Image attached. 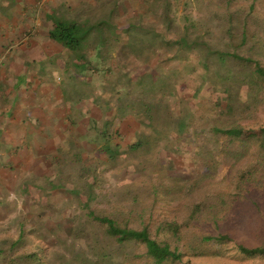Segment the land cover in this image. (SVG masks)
Listing matches in <instances>:
<instances>
[{
	"label": "trees",
	"instance_id": "trees-1",
	"mask_svg": "<svg viewBox=\"0 0 264 264\" xmlns=\"http://www.w3.org/2000/svg\"><path fill=\"white\" fill-rule=\"evenodd\" d=\"M176 1H143V6L150 11L137 13L126 21L125 30L118 32L125 37L120 52L127 53V66L142 56L155 57L153 59L158 60L157 63L183 64L182 84L185 85L187 99L192 100V106L185 99L180 100L179 89H170L167 78L157 76L158 80L154 81L151 77L158 73L150 71L145 83L142 81L140 87L136 84V88H141L137 89L138 94H143L142 100L144 98L138 103L144 112L139 120L142 129L138 130L136 139L123 144L115 139L120 135L119 131L113 129L108 132L107 125H104L101 152L108 162L115 163L123 149L135 158L141 153L146 155L163 140L167 142L165 150L171 152L172 140L166 136L167 131L180 137L176 139L177 144L182 141L196 150L197 163L205 160L204 171L196 172L190 180H174L171 183L174 186L172 189L180 191L179 196L170 195L168 204L176 203L170 212L157 214L154 211L158 202L157 184H154L149 206L133 209L119 206L113 213L116 217H113L86 205L87 217L97 224L99 232L113 247L135 245L141 248L142 251L131 258L145 259V264H191V258L225 254L232 244L231 251L239 258L264 264V125L257 133H251L246 132L237 121L228 123L223 120L225 116L236 114H240L237 119L240 120L245 111L264 110V0H196L197 11L203 17L199 31L197 24L186 15L183 16L186 22L182 27H173ZM185 4L182 3L183 6ZM100 23L90 28L85 24L58 23L50 36L71 51L81 52V42L90 33L98 39L103 38L99 48L114 47L112 41L96 34L95 28L106 24L104 21ZM109 27L103 33L109 31L106 34L108 37L117 32L113 25ZM209 27L221 29L219 39L208 38ZM161 52L162 57L156 59ZM178 74L179 70L173 69L168 76L176 77ZM129 82L133 83V80ZM165 93L169 97L174 96V102L180 107L179 114L168 116V104H164L156 116L155 113L151 115L150 100L156 94L165 96ZM203 95L207 96L206 100L199 98ZM190 107L199 110L197 119L194 116L196 110L190 111ZM163 120L165 124H161ZM95 125H91L93 129ZM67 147L72 148L70 144ZM202 152H205L204 157ZM218 159L222 162L218 163ZM222 164L229 168L230 190L227 192L210 186ZM149 166L142 169H147L152 180L151 171L154 168ZM69 188L50 189L70 195L72 190ZM1 191L5 193L4 189ZM126 191L131 194L132 203L136 204L139 199L137 190ZM46 194L49 195V189ZM237 204L245 210V225L256 246L236 243L226 229V214ZM125 212L129 213L128 217L117 218ZM203 226L206 229H202ZM23 239V230L19 231L15 240L0 237V246L7 245L6 249H0V254L9 253L2 264H43L40 255L43 251L38 246H34L32 252L18 248ZM91 240L93 259L80 250L65 264H122L114 262L111 253L98 243L96 245L94 236Z\"/></svg>",
	"mask_w": 264,
	"mask_h": 264
},
{
	"label": "crops",
	"instance_id": "crops-1",
	"mask_svg": "<svg viewBox=\"0 0 264 264\" xmlns=\"http://www.w3.org/2000/svg\"><path fill=\"white\" fill-rule=\"evenodd\" d=\"M96 1L0 0V189L5 190H0V210L10 196L25 202L33 191L46 196L43 189L70 187L64 183L70 180L74 185L76 179L68 173L77 171L79 164L69 169L64 161L101 152L104 144L95 147V141L105 138L104 125L109 132L110 124L136 118L120 107L116 116L104 96L111 91L106 86H122L127 80L129 58L120 52L125 37L118 33L133 16L126 13L131 12L127 0H104L125 13L123 22L105 24L117 28L109 39L119 51L115 46L99 48L103 38L91 33L81 42V52L64 48L50 36L58 23L90 28L105 22L101 9L95 19ZM143 1L133 0L134 16L150 11ZM116 60L124 62L122 69L111 68ZM100 107L102 119L97 115ZM91 125L101 128L96 131Z\"/></svg>",
	"mask_w": 264,
	"mask_h": 264
},
{
	"label": "rangeland",
	"instance_id": "rangeland-1",
	"mask_svg": "<svg viewBox=\"0 0 264 264\" xmlns=\"http://www.w3.org/2000/svg\"><path fill=\"white\" fill-rule=\"evenodd\" d=\"M189 1V2H188ZM196 0H177L174 3V14L173 17V27H182L186 22L183 16L186 15L191 22L197 24V31L202 29L201 21L202 15L197 11L198 7ZM127 7L130 8V15H135L134 11L135 3L133 0H127ZM182 3H186L184 6ZM96 8V16L98 17L97 9H101V17L105 22L119 23L124 21V11L123 10H113L109 5H106L104 0H97L94 2ZM123 11L122 13H120ZM110 17V18H109ZM105 25V24H104ZM102 25L100 28H95L96 34L101 37H105L106 40H110L107 33H104ZM97 30V31H96ZM222 34L220 28L209 27L208 38L210 40L219 39ZM118 50L116 46L113 50ZM112 51V50H111ZM163 52L159 54L156 59L161 58ZM134 56V55H133ZM141 56V55H140ZM155 58V57H153ZM151 57H138V60L134 62L129 67L127 66V80L125 85L106 86L110 88L109 93H104L106 104H110L119 117L117 109L120 107L125 110V113H135L134 118L127 117L119 123L110 124V128L117 129L120 135L115 138L124 144L136 139L138 130L142 129L139 124V120L144 112L143 108L138 104L142 100L143 94H138V90L141 88H136V84L140 87L141 82L145 83L147 80L148 73L151 71L152 74L158 73L157 75L151 77L154 81L158 80L155 77L160 76L166 79L170 89L177 88L178 96L180 100H186L189 105L192 104V100L186 97L185 85L183 86V64L175 65V63H157ZM101 61V60H99ZM115 64H119L116 65ZM124 62L116 60L111 64V68L122 69ZM128 65V64H127ZM99 66L98 64L96 67ZM120 66V67H119ZM173 69H178L179 74L176 77L168 76L169 72ZM117 73V72H115ZM182 75V76H181ZM99 76V75H98ZM96 76V78L98 77ZM150 77V76H149ZM133 80V83L129 82ZM109 81V80H108ZM107 82V81H106ZM138 89V90H137ZM144 93V91H143ZM111 97H110V96ZM202 100H206L207 96L203 95L199 97ZM160 100H163L160 102ZM97 101V100H96ZM101 101V100H100ZM174 96L169 97L166 93L164 95H154L149 102L151 107L150 114L156 116V112L164 104H168V116H177L179 114L180 107H178L174 102ZM148 106V105H147ZM192 106V105H190ZM146 107V106H144ZM101 108V107H100ZM106 109V108H105ZM190 111H194L196 119L199 117L200 112L195 107L194 109L189 108ZM102 108L99 109L97 113L99 118L102 119ZM162 110H160L161 112ZM123 112V114L125 115ZM163 114V112H161ZM121 114L120 116L122 117ZM240 114L225 116L223 120L228 123L238 122L241 127L245 128L246 132L257 133L259 128L264 125V110L259 109L256 112H244L240 120ZM161 124H165L164 120ZM108 126V125H107ZM99 127H95L96 131L100 130ZM146 126H144V129ZM166 136L172 140L170 145L171 152L165 150V145L167 142L163 140L162 142L154 145L153 150H149V153H141L138 157L133 158L131 153L124 151L119 156L115 163L108 162L106 157L96 150L94 156L86 157H76L74 161L67 163L64 161V168L75 169L74 164L78 163L77 171L71 172L69 175L71 178L76 179L74 185L72 181L64 182L69 183L72 193L70 195L59 194L58 190L49 189V195L43 196L39 192H32L30 197L26 198V201H22L21 198L16 196L9 198V203L6 205L5 209L0 210V237L11 238L15 240L18 237L19 231L23 230L25 239L19 244L18 248L24 252H32L34 246H38L43 252L41 255V262L43 264H65L71 261V257H75L77 253L81 252L86 254L89 259H93L91 254L92 236L95 238V243L98 246L104 248L108 253H111L114 262H120L122 264L128 262H133L134 264H145V259H132V255L140 253L141 248L135 247V245H127L122 247H113L109 241L99 232L96 223L89 220L87 217L86 205H89L90 209L97 211H104L106 214H110L113 217L114 211L119 206H128V208H139L141 206H149L148 203L151 202V192L154 193L153 186L157 184V197L158 202L155 206L154 211L157 214L170 212L171 208L176 203L168 204L172 194L179 196V191L177 192L175 188L172 189L171 183L174 180H190L193 178L194 174L201 173L205 168V160L203 163L195 158V149L192 146H188L182 141L177 144L176 142L180 137H175L173 134L165 132ZM152 137L157 138L158 136L152 134ZM138 138V137H137ZM152 138V139H154ZM160 138V137H159ZM100 142V141H99ZM95 141V147L101 146V143ZM211 146V145H210ZM210 148V147H209ZM203 157L205 156V152ZM201 155V158H203ZM213 161V160H210ZM81 162H83L81 164ZM222 160L218 159V163ZM149 163L150 166H149ZM153 165V166H152ZM154 168L151 171L150 179L147 174V169L144 168ZM83 168V170H81ZM79 169V171H78ZM93 169V170H92ZM68 174H65L68 177ZM180 178V179H179ZM157 179V180H156ZM160 181V183H159ZM229 168L228 166L222 164L218 168L217 173L210 186L215 189L227 192L230 190L229 187ZM160 185H163L162 187ZM171 185V186H170ZM128 190H137V195L139 194V199L136 204L132 203L131 194H128ZM47 189H43V191ZM150 197V198H149ZM84 201H87L84 204ZM83 206V207H82ZM241 204H237L234 208L229 210L225 218V226L230 235L233 236L236 243H243L246 246H256L257 243L253 241L252 237L247 231L245 225V210H241ZM129 216L128 212H125L123 216L119 215L117 218L122 219ZM120 222V220H117ZM202 229H206L205 226ZM95 235H94V234ZM6 244L0 246V249H6ZM234 244L229 247V252L225 254H219L215 257L207 256L201 258H191V264H256L254 261L247 259H241L236 254L231 251ZM18 250V252L20 251ZM79 251V252H78ZM9 253L0 254V264L4 262ZM180 264V263H174Z\"/></svg>",
	"mask_w": 264,
	"mask_h": 264
}]
</instances>
